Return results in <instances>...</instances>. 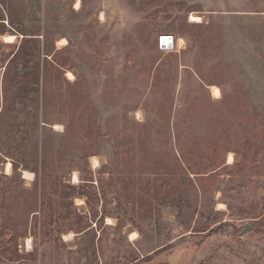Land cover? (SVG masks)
Listing matches in <instances>:
<instances>
[{"label": "rangeland", "instance_id": "1", "mask_svg": "<svg viewBox=\"0 0 264 264\" xmlns=\"http://www.w3.org/2000/svg\"><path fill=\"white\" fill-rule=\"evenodd\" d=\"M0 33V264H264V0H0Z\"/></svg>", "mask_w": 264, "mask_h": 264}, {"label": "bare ground", "instance_id": "2", "mask_svg": "<svg viewBox=\"0 0 264 264\" xmlns=\"http://www.w3.org/2000/svg\"><path fill=\"white\" fill-rule=\"evenodd\" d=\"M191 21L199 23L200 22V18L192 16L191 17ZM4 39H5V42H7V43H14L15 40H16V37H14V36H5ZM60 43L61 44H65V40H62ZM180 43H183V40H180ZM69 77H72V74H69ZM213 96L216 99H220L221 98V92H220V90L217 87L213 88ZM233 161H234L233 156L232 155L229 156V159H228L229 164H232ZM9 168L10 167H8V170H9ZM26 176L30 177V174H26ZM75 180H77V178H75ZM135 239H137V236L134 233V234L131 235V240H135Z\"/></svg>", "mask_w": 264, "mask_h": 264}, {"label": "built area", "instance_id": "3", "mask_svg": "<svg viewBox=\"0 0 264 264\" xmlns=\"http://www.w3.org/2000/svg\"><path fill=\"white\" fill-rule=\"evenodd\" d=\"M176 43L172 36H162L159 40V48L161 51H171L175 49Z\"/></svg>", "mask_w": 264, "mask_h": 264}, {"label": "trees", "instance_id": "4", "mask_svg": "<svg viewBox=\"0 0 264 264\" xmlns=\"http://www.w3.org/2000/svg\"><path fill=\"white\" fill-rule=\"evenodd\" d=\"M5 33H0V36H4Z\"/></svg>", "mask_w": 264, "mask_h": 264}, {"label": "crops", "instance_id": "5", "mask_svg": "<svg viewBox=\"0 0 264 264\" xmlns=\"http://www.w3.org/2000/svg\"><path fill=\"white\" fill-rule=\"evenodd\" d=\"M15 37V36H14ZM10 44H12V43H10ZM30 244L28 243V246H29Z\"/></svg>", "mask_w": 264, "mask_h": 264}]
</instances>
